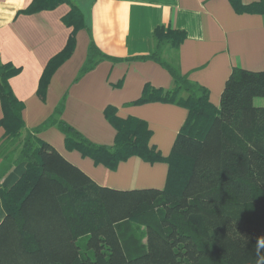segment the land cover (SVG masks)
Here are the masks:
<instances>
[{"label":"trees","instance_id":"obj_1","mask_svg":"<svg viewBox=\"0 0 264 264\" xmlns=\"http://www.w3.org/2000/svg\"><path fill=\"white\" fill-rule=\"evenodd\" d=\"M62 2L72 5L65 20L74 27L66 49L51 59L39 84L43 97L56 67L71 53L74 32L84 16L72 0H33L36 12ZM239 13H264V1L231 0ZM182 30L158 27L147 59L171 74L169 90L146 85L134 104L164 101L188 109L170 154L150 144L146 121L105 110L116 129L112 145L92 142L62 119L50 117L40 128L57 125L68 150H78L111 170L130 157L168 163L164 189L114 190L93 182L69 163L37 129H27L22 104L9 83L18 69L0 67V159L25 164L20 178L0 188L5 218L0 224V264H257L256 243L264 237V70L236 67L219 107L209 90L183 74ZM81 72L92 68L91 44ZM58 112L59 109L57 108ZM15 148L8 152L11 147ZM264 255V249H261Z\"/></svg>","mask_w":264,"mask_h":264},{"label":"crops","instance_id":"obj_2","mask_svg":"<svg viewBox=\"0 0 264 264\" xmlns=\"http://www.w3.org/2000/svg\"><path fill=\"white\" fill-rule=\"evenodd\" d=\"M32 1L0 0V67L11 64L18 69L9 83L22 104L26 128H39L40 139L102 187L162 190L168 163L133 156L111 170L78 150H68L57 125L40 127L55 116L92 142L112 145L116 129L105 110L114 106L121 118L146 121L152 130L150 144L167 157L188 109L164 101L133 103L146 85L164 90L174 87L169 71L146 58L158 27L186 33L178 52L180 69L209 90L216 107L234 68L264 70V13H239L231 0H72L84 16V26L74 32L71 53L56 67L42 97L39 84L46 66L73 36L74 27L65 20L72 5L62 2L27 12ZM240 1L249 5L264 0ZM91 44L103 57L91 55L96 63L82 73ZM2 117L0 98V120ZM4 132L0 125V140ZM12 163V156L0 159V188L9 189L25 170L24 163ZM4 218L0 196V224Z\"/></svg>","mask_w":264,"mask_h":264},{"label":"clouds","instance_id":"obj_3","mask_svg":"<svg viewBox=\"0 0 264 264\" xmlns=\"http://www.w3.org/2000/svg\"><path fill=\"white\" fill-rule=\"evenodd\" d=\"M261 249H264V237L258 238L256 243L257 264H264V255H261Z\"/></svg>","mask_w":264,"mask_h":264},{"label":"rangeland","instance_id":"obj_4","mask_svg":"<svg viewBox=\"0 0 264 264\" xmlns=\"http://www.w3.org/2000/svg\"><path fill=\"white\" fill-rule=\"evenodd\" d=\"M254 102L255 105H264V98H256ZM14 148L15 146L11 147L8 152L12 151Z\"/></svg>","mask_w":264,"mask_h":264}]
</instances>
